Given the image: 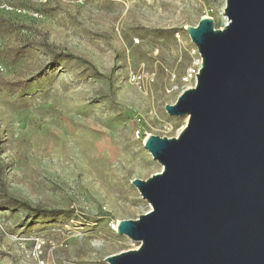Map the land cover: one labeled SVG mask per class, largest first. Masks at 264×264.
Masks as SVG:
<instances>
[{
  "label": "rangeland",
  "instance_id": "374dc122",
  "mask_svg": "<svg viewBox=\"0 0 264 264\" xmlns=\"http://www.w3.org/2000/svg\"><path fill=\"white\" fill-rule=\"evenodd\" d=\"M224 8L0 0V264H108L139 247L116 226L150 210L130 184L162 168L143 142L185 127L164 110L200 68L185 28L222 29Z\"/></svg>",
  "mask_w": 264,
  "mask_h": 264
},
{
  "label": "water",
  "instance_id": "95a60500",
  "mask_svg": "<svg viewBox=\"0 0 264 264\" xmlns=\"http://www.w3.org/2000/svg\"><path fill=\"white\" fill-rule=\"evenodd\" d=\"M224 15L185 28L200 68L164 110L187 122L145 138L162 168L130 184L150 210L117 223L139 247L108 264H264V0H225Z\"/></svg>",
  "mask_w": 264,
  "mask_h": 264
},
{
  "label": "built area",
  "instance_id": "2783aa9c",
  "mask_svg": "<svg viewBox=\"0 0 264 264\" xmlns=\"http://www.w3.org/2000/svg\"><path fill=\"white\" fill-rule=\"evenodd\" d=\"M4 8L10 9L11 7L8 5H4ZM148 75H145L143 73H133L131 74V79L134 83L139 84L143 82L145 79H147Z\"/></svg>",
  "mask_w": 264,
  "mask_h": 264
}]
</instances>
